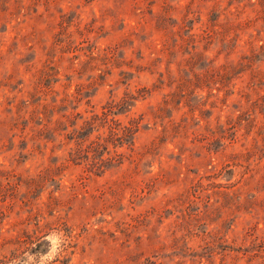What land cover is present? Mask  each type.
<instances>
[{
    "label": "rangeland",
    "instance_id": "rangeland-1",
    "mask_svg": "<svg viewBox=\"0 0 264 264\" xmlns=\"http://www.w3.org/2000/svg\"><path fill=\"white\" fill-rule=\"evenodd\" d=\"M0 264H264V0H0Z\"/></svg>",
    "mask_w": 264,
    "mask_h": 264
},
{
    "label": "trees",
    "instance_id": "trees-1",
    "mask_svg": "<svg viewBox=\"0 0 264 264\" xmlns=\"http://www.w3.org/2000/svg\"><path fill=\"white\" fill-rule=\"evenodd\" d=\"M122 104L125 105L126 104L125 101H122L119 104V106ZM114 105L118 106V103L113 104V106ZM111 108H112V105H108L106 107L105 111L101 112L100 116L95 114V115H93L92 119H102V118L106 119L107 115L114 114L112 112ZM77 114L78 113H76V115ZM113 122H114V120H113ZM83 124H84V129H83V127H80V129L74 130V133L77 132V135L75 136L76 139H80L79 142H76V143L82 144L84 141L88 140L89 139L88 138L89 133L91 130H93L92 122L84 120ZM136 124H137V122L132 120L129 122V125H127V126L122 125L119 129L109 126L108 127L109 133L107 135V139H102V141H110L114 145H116V144L121 145V144L127 143V142L131 143L132 138H133V133L136 129ZM72 125H74V123ZM115 125H118V123H115ZM88 129L90 131H87ZM71 138L72 137L70 136L69 139H71ZM100 140H101L100 136L97 135V136H95L94 139L87 141L85 146L78 150V152L81 153V154H79L80 157L83 156L87 163L89 162L91 165H93V166L95 165L97 168L101 167V165H103V163H107V162L110 163L112 160L116 159L113 156L105 157V159H103L102 153L106 151V146ZM113 140H115L116 142L115 143L112 142ZM75 141H78V140H75ZM114 155L118 156L119 153H115Z\"/></svg>",
    "mask_w": 264,
    "mask_h": 264
}]
</instances>
